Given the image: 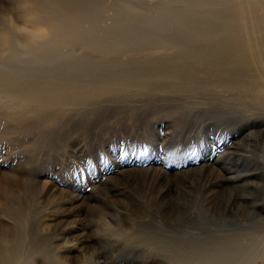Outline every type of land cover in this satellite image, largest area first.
Wrapping results in <instances>:
<instances>
[{
  "label": "rangeland",
  "instance_id": "rangeland-1",
  "mask_svg": "<svg viewBox=\"0 0 264 264\" xmlns=\"http://www.w3.org/2000/svg\"><path fill=\"white\" fill-rule=\"evenodd\" d=\"M19 1L0 0V33L2 22L23 7ZM68 1L64 8L79 16L85 34L105 46L58 45L52 53L18 46L14 54L0 53V66L28 67L39 79L100 85L108 76H141L136 65L194 63L179 57L176 46L202 44L196 31L207 30V23L245 32L232 20L230 0ZM164 78L153 88L128 85L64 108L71 110L68 117L52 116L40 128L48 130L45 139L22 131L24 141L12 150L0 138V183L6 185L21 160L28 177L64 190L44 196L29 181L15 186L13 207L24 213L20 251L30 245L29 264L67 262L51 255L67 240L62 237L75 235L81 243L68 254L78 264H227L264 250V178L249 158L262 141L263 119L254 123L231 109H210ZM0 109V118H18L12 107ZM49 213L60 217L52 221ZM12 217V209L0 207V234L12 227ZM251 264H264V251Z\"/></svg>",
  "mask_w": 264,
  "mask_h": 264
},
{
  "label": "bare ground",
  "instance_id": "bare-ground-1",
  "mask_svg": "<svg viewBox=\"0 0 264 264\" xmlns=\"http://www.w3.org/2000/svg\"><path fill=\"white\" fill-rule=\"evenodd\" d=\"M63 1L20 0L18 4L23 5V7L18 8L16 18L7 17L2 22L0 53L14 54L18 50L16 49L18 46H25L32 51L49 53L53 52V47L57 49L58 45L81 43L92 49L105 46L102 40L88 37L85 34L78 19L79 16H73L72 11H67L63 6L67 2L63 4ZM228 2L227 0H217L220 5ZM229 3L233 7L232 20L236 24H243L245 32H242L241 28L235 30L234 27H227L225 23L215 21L207 23V30L196 31L197 36L204 38H202V44L188 46L179 44L176 46L179 57L194 59V63L136 65L134 71L142 74L141 76H108L105 79L107 83L92 84V86H87L88 84L78 85L76 81H67L62 78L39 79L29 73L30 68L28 67L0 66V105L1 107H12L13 113L18 115L16 121H8L6 117L0 118V127H2L0 138L5 137L2 139L5 142L4 145L10 146L11 149L16 148V143L25 139L19 137L22 131H26V134L28 132L37 134L39 138L45 139L48 130L45 129V132H42L40 128L44 127L52 116L55 119L68 117L71 112L70 109L76 105L91 104L92 101L103 97L105 94L123 90L128 85H140L143 88L156 87L155 85L161 84V81L165 79L164 77L173 78L176 91L190 92L195 98L201 99L198 101L202 102L203 100L204 104L209 105L210 109H231L229 112L233 115L234 113H242L245 119L249 121L253 119L254 123L261 118L263 120L259 121V125H264V0H230ZM76 9L78 8L76 7ZM89 14L91 15L92 12ZM59 51L57 50V52ZM76 65L80 66V64ZM76 65L71 64V67L77 68ZM206 94H211L210 98H208L209 96L206 97ZM105 96L107 97V95ZM2 97L5 98L2 99ZM8 99L11 102H16V104H9ZM68 106L70 109L65 112L63 109ZM245 111L251 113L245 114ZM25 123L26 127L22 128ZM259 137L262 141L259 139L260 142L256 151L251 153L253 155L249 158L253 165H256L255 170H259L258 175L264 178L263 128L259 132ZM39 143L38 140L33 143L32 149L34 150L33 145ZM251 154L249 155L251 156ZM26 164L19 160L18 166L14 167L11 173L7 175L6 185L0 183V207L12 209V218L14 219L12 227L9 226L10 228L4 229L6 232L0 234V242L2 246L4 245L6 253V258L0 259V264H29L33 256L30 245H24L23 253L20 251L23 242H25L22 235H18L20 234L19 231L22 232L24 213L20 211L21 209L16 210L13 207L16 201V199L13 200L16 198L14 195L16 194V184L17 186H27L29 181V184L41 190L44 196L54 193L62 194L61 192L64 191L62 188L51 185L48 180L41 181L38 175L37 179L28 177ZM190 170L184 169L182 172ZM123 173L124 170L121 174ZM45 215L47 217L53 216L52 221L60 217L50 213ZM123 231L125 230L123 229ZM65 237L67 240L58 245L56 255L52 254L51 257L59 262L66 259L67 262L61 264H72L76 262L77 257L76 255L70 257L68 253L75 245L81 243V240L78 235L73 236L74 238L64 236L62 239ZM11 242L16 244V247L9 246L8 244ZM79 248L85 250L86 244L79 246ZM263 251L245 252L227 264H251ZM23 257L25 258L23 259ZM79 261L74 264H78Z\"/></svg>",
  "mask_w": 264,
  "mask_h": 264
}]
</instances>
